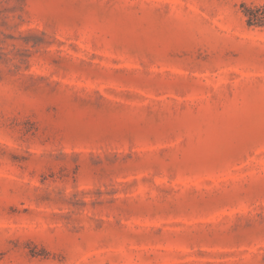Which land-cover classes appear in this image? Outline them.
<instances>
[{
    "label": "rangeland",
    "instance_id": "obj_1",
    "mask_svg": "<svg viewBox=\"0 0 264 264\" xmlns=\"http://www.w3.org/2000/svg\"><path fill=\"white\" fill-rule=\"evenodd\" d=\"M264 0H0V264H264Z\"/></svg>",
    "mask_w": 264,
    "mask_h": 264
},
{
    "label": "trees",
    "instance_id": "obj_2",
    "mask_svg": "<svg viewBox=\"0 0 264 264\" xmlns=\"http://www.w3.org/2000/svg\"><path fill=\"white\" fill-rule=\"evenodd\" d=\"M241 9L248 26L264 27V5L243 3Z\"/></svg>",
    "mask_w": 264,
    "mask_h": 264
}]
</instances>
